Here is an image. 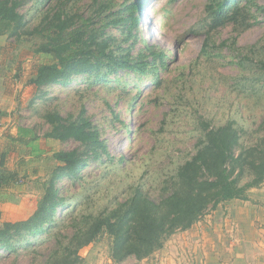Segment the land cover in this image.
<instances>
[{"label": "rangeland", "instance_id": "1", "mask_svg": "<svg viewBox=\"0 0 264 264\" xmlns=\"http://www.w3.org/2000/svg\"><path fill=\"white\" fill-rule=\"evenodd\" d=\"M16 1L28 26L38 23L41 5L34 7L35 0ZM52 1L49 7L56 5L69 15L96 18L104 4L108 11H115L136 0ZM219 2L147 0L127 41L125 25L110 29L123 48H131L133 57L148 55L150 46L163 51L164 69L147 56L142 73L120 70L102 82L95 75H79L67 85H50L40 91L27 85V79L33 65L51 63L52 57L33 54L36 40L15 41L8 36L10 27L0 22V113L7 115L0 117V152L9 155L6 179L16 174L14 181L5 179L0 188V227L4 222L26 220L35 212L61 165L55 153L84 149L71 139L46 138L51 129L45 119L49 113L72 120L87 118L109 153L108 161L105 156L99 161L90 158L76 177L57 180L65 203L52 231L71 232L65 224L72 218L111 208L136 187L157 199L162 181L195 154L204 124L219 127L233 122L246 131L245 143L254 139L264 120V0H235L226 7L223 24L209 31L208 6ZM207 33L210 42L204 51ZM119 156L124 157L121 163ZM212 211L217 217L205 221ZM229 211L228 202L208 211L189 229L169 236L158 250L163 253L156 251L145 264H166L172 250L180 260L185 254L186 261L191 257L190 239L196 237L197 243L200 230L224 229L220 218ZM192 229L194 235H189ZM52 243L53 239H45L39 247L51 248ZM111 246L107 234L98 236L80 250L82 264H144L133 257L115 262ZM0 264H30V257L0 249Z\"/></svg>", "mask_w": 264, "mask_h": 264}, {"label": "trees", "instance_id": "2", "mask_svg": "<svg viewBox=\"0 0 264 264\" xmlns=\"http://www.w3.org/2000/svg\"><path fill=\"white\" fill-rule=\"evenodd\" d=\"M146 1L136 0L115 11H108L104 4L98 8L96 18H85L69 15L56 5L49 7L52 0H35L34 7L41 5L40 19L28 26L29 21L18 11L20 1L0 0V22L10 27L8 36H14L15 41L36 40L33 54L52 57L51 63L33 65L27 79V85L40 91L50 85H67L79 75H95L97 82H102L120 70L142 73L147 56L153 58V64L157 61L161 68H166L163 51L150 46L146 48L148 55L133 57L131 48H123L122 42L109 32L125 25L127 41L138 25L137 14ZM234 1L222 0L208 6L209 31L223 24L225 9ZM209 42L207 33L204 51ZM103 70L105 73L100 76ZM4 116L0 113V117ZM45 119L51 127L46 138L71 139L84 149L55 153L54 159L61 165L54 171L35 212L26 220L4 222L0 227V249L16 257L26 254L30 264H82L80 250L103 233L112 240L111 257L115 262L130 257L141 261L160 250L169 236L189 229L208 211L226 201L247 200L250 189L264 184V120L249 143L243 141L246 131L233 122L219 127L204 124L195 154L162 181L157 199L136 187L128 198L115 202L111 208L96 215L72 218L65 224L71 232L52 231L58 210L65 203L57 180L66 175L76 177L90 158L99 161L105 156L108 161L109 153L98 129L87 118L72 120L49 113ZM8 157L7 152L0 153V188L9 172ZM123 160V156L118 157L119 163ZM15 177L12 173L6 180L12 182ZM49 238L53 239L51 248L39 247Z\"/></svg>", "mask_w": 264, "mask_h": 264}, {"label": "crops", "instance_id": "3", "mask_svg": "<svg viewBox=\"0 0 264 264\" xmlns=\"http://www.w3.org/2000/svg\"><path fill=\"white\" fill-rule=\"evenodd\" d=\"M7 116V115H5ZM2 129V128H1ZM3 134L0 132V135ZM2 153V152H0ZM247 200H230L229 213H223L220 222L225 228L215 229V233L200 230L201 241L190 239V255L181 260L174 250L166 259V264H264V184L252 188L247 193ZM206 217L207 222L217 217L215 211ZM220 216V215H219ZM223 225V224H221ZM193 234V229L190 230ZM214 234V235H213ZM194 235V234H193ZM189 242V241H188ZM198 243H200L198 245ZM163 252L158 251V255ZM192 254L195 255L194 259ZM145 264L148 259H143ZM160 264H163L161 262Z\"/></svg>", "mask_w": 264, "mask_h": 264}]
</instances>
